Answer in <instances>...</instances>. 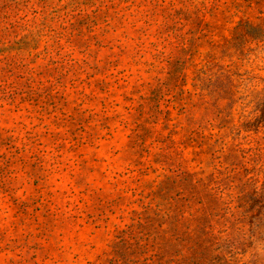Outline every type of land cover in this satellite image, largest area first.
<instances>
[{
	"label": "rangeland",
	"instance_id": "1",
	"mask_svg": "<svg viewBox=\"0 0 264 264\" xmlns=\"http://www.w3.org/2000/svg\"><path fill=\"white\" fill-rule=\"evenodd\" d=\"M0 264H264V0H0Z\"/></svg>",
	"mask_w": 264,
	"mask_h": 264
}]
</instances>
